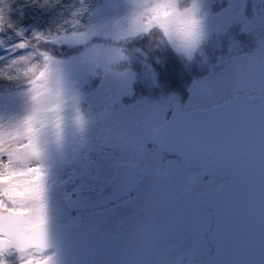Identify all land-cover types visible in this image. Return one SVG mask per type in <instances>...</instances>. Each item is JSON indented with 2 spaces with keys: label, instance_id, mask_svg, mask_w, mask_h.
<instances>
[{
  "label": "rangeland",
  "instance_id": "1",
  "mask_svg": "<svg viewBox=\"0 0 264 264\" xmlns=\"http://www.w3.org/2000/svg\"><path fill=\"white\" fill-rule=\"evenodd\" d=\"M178 7L194 11L199 21L200 51H193L191 56L168 42L166 29L156 28L148 34L153 25L141 22L138 30H130L128 19L134 9L123 5L121 0H101L90 30L59 42L64 44L66 52L56 51V56L51 58L58 73L49 107L61 106L64 124L70 123V127L64 126L59 145L55 132L50 128L45 130L46 155L42 163L48 180L62 178L64 169H79L80 138L148 135L151 125H143L141 116L168 103L160 101L162 94L146 100L125 97L133 89H170L171 106L181 102L182 94L191 99L187 105L198 106L217 102L234 92L264 93V0H179ZM213 36L217 38L210 40ZM142 40H147L149 45L138 48ZM123 54L127 59H119ZM195 54L203 58L196 61L200 69L197 74L186 76L181 67H171L174 71L168 74L163 72L165 62L170 61V65L172 59L180 64L185 59L191 62ZM165 74H171L172 78L161 83ZM77 88L80 89L74 90ZM31 109L28 87L10 96L1 94L0 130L7 135ZM120 142L119 149L126 148L130 154L131 145L123 139ZM102 167L103 161L99 160L95 168L100 171ZM49 200L54 217L53 192H49ZM203 255L185 252L179 258H172L180 262L186 258L200 259Z\"/></svg>",
  "mask_w": 264,
  "mask_h": 264
},
{
  "label": "flooded vegetation",
  "instance_id": "2",
  "mask_svg": "<svg viewBox=\"0 0 264 264\" xmlns=\"http://www.w3.org/2000/svg\"><path fill=\"white\" fill-rule=\"evenodd\" d=\"M168 93L172 90L145 87L125 95L146 100L162 94L160 101L168 103L141 116L143 125H151L145 138L134 133L121 136L133 148L130 154L126 148L119 149V137H83L78 143L82 145L79 169H64L62 178L48 180L56 201L55 229H76L65 242L59 238L53 264H183L211 254L206 242L213 225L208 197L222 179L187 169L177 157L160 152L152 133L174 109L205 110L235 92L198 106L187 105L191 99L186 94L178 105L171 106L173 94ZM64 126L68 128L70 123ZM99 160L104 166L100 171L95 168ZM79 192L87 193L88 199L71 202ZM99 194L102 199L96 201ZM193 217L196 219L190 220ZM185 252L204 255L180 262L172 258Z\"/></svg>",
  "mask_w": 264,
  "mask_h": 264
},
{
  "label": "water",
  "instance_id": "3",
  "mask_svg": "<svg viewBox=\"0 0 264 264\" xmlns=\"http://www.w3.org/2000/svg\"><path fill=\"white\" fill-rule=\"evenodd\" d=\"M121 2L135 10L146 0ZM152 137L160 152L177 157L187 169L222 179L207 204L212 253L183 264H264V94H235L205 110L174 109ZM88 197L79 192L70 201ZM75 231L56 230V243Z\"/></svg>",
  "mask_w": 264,
  "mask_h": 264
},
{
  "label": "snow or ice",
  "instance_id": "4",
  "mask_svg": "<svg viewBox=\"0 0 264 264\" xmlns=\"http://www.w3.org/2000/svg\"><path fill=\"white\" fill-rule=\"evenodd\" d=\"M178 4L179 0H146L143 7L134 5L128 19L130 30H138L141 22L153 25L148 34L156 28L166 29L168 42L191 56L201 40L199 21L194 11ZM81 23L80 19L77 26ZM44 59L40 63L35 56L30 60L19 56L0 76L8 80L24 77L32 101L28 116L7 135L0 130V264H53L54 260L56 229L42 163L46 155L43 136L46 129H52L59 145L64 117L61 106L49 107L58 70L50 57ZM119 59L127 57L123 54Z\"/></svg>",
  "mask_w": 264,
  "mask_h": 264
},
{
  "label": "trees",
  "instance_id": "5",
  "mask_svg": "<svg viewBox=\"0 0 264 264\" xmlns=\"http://www.w3.org/2000/svg\"><path fill=\"white\" fill-rule=\"evenodd\" d=\"M100 4L101 0H0V76H3L5 68L18 60L19 56L29 60L35 56L40 63H44L45 55L54 58L56 51L66 52L64 44L59 45V42L89 31L94 11ZM80 19L83 23L77 26ZM216 38L217 36H213L210 40ZM142 41L144 42L134 45L138 48L149 45L147 40ZM21 43L26 45L25 49H20ZM197 51H200L199 45ZM173 54L171 53V56H174ZM201 59L203 58L196 54L191 62L185 59V62L180 64L172 59L173 65H170V61L165 62L163 72L168 71V74L174 71L171 67H181L182 74L186 76L190 73L197 74L200 69L196 66V61ZM165 75L161 76V83H166L172 78L171 74ZM26 87V79L22 76L15 80L0 78V95L10 96Z\"/></svg>",
  "mask_w": 264,
  "mask_h": 264
}]
</instances>
